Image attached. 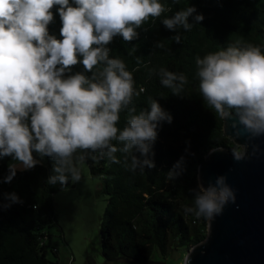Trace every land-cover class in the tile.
<instances>
[{"label": "clouds", "instance_id": "clouds-1", "mask_svg": "<svg viewBox=\"0 0 264 264\" xmlns=\"http://www.w3.org/2000/svg\"><path fill=\"white\" fill-rule=\"evenodd\" d=\"M54 6H59L62 39L49 33ZM165 11L170 9L160 0H0V157L16 162L9 164L3 182L11 183L18 170H30L50 157L53 174L47 182L65 188L81 179L79 164L85 156L74 159L78 151L99 153L113 163L119 162L115 153L121 151L130 155L132 171L155 168L152 147L157 129L164 122L172 123L173 117L158 100H150L149 108L131 115L123 129L117 126L122 111L135 113L129 106L144 89L135 90L132 73L121 59L109 55L107 46L117 36L125 42L137 39V29ZM203 20V14L190 6L161 23L176 33L172 39L179 44L178 30L190 31ZM77 64L91 76L72 73ZM196 65L199 90L208 108L220 118L231 119L239 132L242 127L249 138L264 136L261 48L237 41L203 58L197 56ZM159 75L164 87L182 96L188 82L183 73L161 68ZM217 151L223 149H210L209 154ZM233 157L244 159L235 150ZM182 162L183 157L169 171V179L183 174L177 171ZM192 191L195 207L188 211L209 221L236 201L225 175L207 187L198 182ZM4 195L9 202L2 205L5 209L23 203L14 192ZM185 264L190 262L186 259Z\"/></svg>", "mask_w": 264, "mask_h": 264}, {"label": "trees", "instance_id": "trees-1", "mask_svg": "<svg viewBox=\"0 0 264 264\" xmlns=\"http://www.w3.org/2000/svg\"><path fill=\"white\" fill-rule=\"evenodd\" d=\"M166 9L159 18H149L137 31L139 37L125 42L117 36L107 46L111 57L121 59L131 72L137 92L130 109L120 113L118 127L123 129L129 117L149 108L150 100H158L171 114L172 123L164 122L152 147L155 168L141 172L131 170V157L117 151L119 160L113 163L99 153H81L92 177L102 183V192L108 204L101 223V252L107 263L115 261H148L155 250L167 258L171 250L186 249L204 241L209 220L188 211L195 207L193 189L198 184V169L210 149L226 147L232 153L240 148L224 134L223 118L204 103L197 78L196 57L226 49L240 42L241 46H259L264 52V0H160ZM71 3V0H70ZM194 6L204 20L190 31L179 29L181 42L172 37L161 21L176 11ZM54 6V20L49 33L62 39V22ZM189 22L193 23L192 18ZM163 47H157V43ZM183 73L187 84L181 93L173 95L160 82L159 70ZM98 69H94L96 71ZM83 72L82 64L72 73ZM117 148L122 147L113 141ZM96 159H93V157ZM177 171L182 175L169 179V171L181 160ZM11 157H0V264H66L61 262L59 249L50 242L46 229L57 222L54 197L62 188L59 183L48 184L53 174L54 161L45 157V163L17 171L11 183H5ZM81 164V163H80ZM16 193L23 203H9L5 193ZM49 242V243H48ZM54 255L55 260L48 258Z\"/></svg>", "mask_w": 264, "mask_h": 264}, {"label": "water", "instance_id": "water-1", "mask_svg": "<svg viewBox=\"0 0 264 264\" xmlns=\"http://www.w3.org/2000/svg\"><path fill=\"white\" fill-rule=\"evenodd\" d=\"M223 122L225 136L242 147L244 159L236 161L228 148L219 147L222 152H209L199 166L198 182L207 187L225 175L236 201L209 221L206 239L192 247L186 259L190 264H264V136L249 138L231 119Z\"/></svg>", "mask_w": 264, "mask_h": 264}, {"label": "rangeland", "instance_id": "rangeland-1", "mask_svg": "<svg viewBox=\"0 0 264 264\" xmlns=\"http://www.w3.org/2000/svg\"><path fill=\"white\" fill-rule=\"evenodd\" d=\"M240 152H242V147ZM37 160L41 157L33 153ZM10 163H16L10 160ZM45 163V157L40 164ZM81 179L63 189L54 197L57 222L46 229L49 242L59 249L61 262L66 264H108L101 252L100 227L108 204V197L102 192L99 178L92 177L86 163L79 164ZM20 171V170H19ZM48 242V243H49ZM186 249L171 250L164 258L158 250L150 257L151 263L137 264H184L188 254ZM48 258L55 260L53 254ZM109 264H134L127 261H115Z\"/></svg>", "mask_w": 264, "mask_h": 264}]
</instances>
